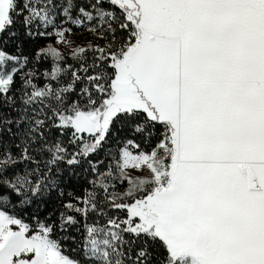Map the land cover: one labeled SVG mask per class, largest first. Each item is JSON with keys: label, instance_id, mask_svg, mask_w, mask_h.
Returning a JSON list of instances; mask_svg holds the SVG:
<instances>
[{"label": "snow or ice", "instance_id": "1", "mask_svg": "<svg viewBox=\"0 0 264 264\" xmlns=\"http://www.w3.org/2000/svg\"><path fill=\"white\" fill-rule=\"evenodd\" d=\"M0 264H264V0H0Z\"/></svg>", "mask_w": 264, "mask_h": 264}]
</instances>
